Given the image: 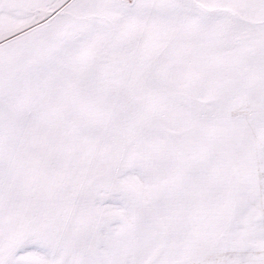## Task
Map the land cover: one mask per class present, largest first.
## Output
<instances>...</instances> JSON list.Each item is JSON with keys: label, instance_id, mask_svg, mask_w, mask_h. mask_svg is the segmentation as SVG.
Segmentation results:
<instances>
[{"label": "snow or ice", "instance_id": "6c2138e0", "mask_svg": "<svg viewBox=\"0 0 264 264\" xmlns=\"http://www.w3.org/2000/svg\"><path fill=\"white\" fill-rule=\"evenodd\" d=\"M0 264H264V0H0Z\"/></svg>", "mask_w": 264, "mask_h": 264}]
</instances>
